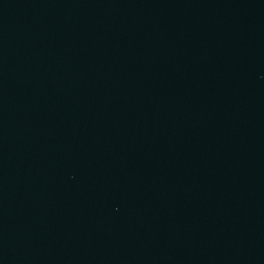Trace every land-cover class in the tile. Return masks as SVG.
Segmentation results:
<instances>
[{
    "label": "water",
    "instance_id": "95a60500",
    "mask_svg": "<svg viewBox=\"0 0 264 264\" xmlns=\"http://www.w3.org/2000/svg\"><path fill=\"white\" fill-rule=\"evenodd\" d=\"M0 264H264V0H0Z\"/></svg>",
    "mask_w": 264,
    "mask_h": 264
}]
</instances>
